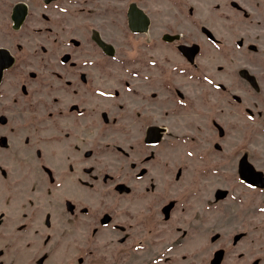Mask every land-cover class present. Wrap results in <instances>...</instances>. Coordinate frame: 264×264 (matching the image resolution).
Masks as SVG:
<instances>
[{
	"label": "rangeland",
	"instance_id": "obj_1",
	"mask_svg": "<svg viewBox=\"0 0 264 264\" xmlns=\"http://www.w3.org/2000/svg\"><path fill=\"white\" fill-rule=\"evenodd\" d=\"M0 47V264H264V0H0Z\"/></svg>",
	"mask_w": 264,
	"mask_h": 264
},
{
	"label": "water",
	"instance_id": "obj_2",
	"mask_svg": "<svg viewBox=\"0 0 264 264\" xmlns=\"http://www.w3.org/2000/svg\"><path fill=\"white\" fill-rule=\"evenodd\" d=\"M127 21L130 31L134 33H144L148 30L150 19L148 15L139 8L135 3L129 5L127 11ZM195 46L191 47L190 53H193ZM13 62V57L9 54L6 49H0V81L3 75L4 69L10 67ZM161 131L164 128H158Z\"/></svg>",
	"mask_w": 264,
	"mask_h": 264
},
{
	"label": "flooded vegetation",
	"instance_id": "obj_3",
	"mask_svg": "<svg viewBox=\"0 0 264 264\" xmlns=\"http://www.w3.org/2000/svg\"><path fill=\"white\" fill-rule=\"evenodd\" d=\"M131 3H135L139 8H141L145 13L146 11L140 7L136 2H129L128 6H127V10H126V24H127V28L128 30L130 31L129 27H128V21H127V11H128V8H129V5ZM26 4L22 3V2H18V3H15L13 5V8H12V20H13V28L14 29H18L20 28V26L22 25V21L24 20V17H25V13H26ZM147 14V13H146ZM148 15V14H147ZM149 19H150V16L148 15ZM151 22V21H150ZM149 26H150V23H149ZM149 26H148V30H149ZM147 30V31H148ZM146 31V32H147ZM131 33L133 34H143V33H134L132 31H130ZM144 32V33H146ZM99 41H101L100 39H98ZM102 42V41H101ZM191 47H193V45H188V46H185V45H181L179 47L180 49V52L182 53L183 56H185L188 60H190V57H192V54H194L193 56V59L194 57L197 55L198 53V48L195 46V50L193 53H190L189 51L191 50ZM0 49H6L9 54L11 55V57H13V62L12 64L10 65V67L13 66L14 62H15V57L14 55L10 52L9 49L5 48V47H0ZM10 67H8L7 69H9ZM7 69H4V71H6ZM4 71H3V74H4ZM2 78H3V75H2ZM2 78H1V81H2ZM0 81V83H1ZM155 132L157 131H154L153 135L155 134Z\"/></svg>",
	"mask_w": 264,
	"mask_h": 264
}]
</instances>
